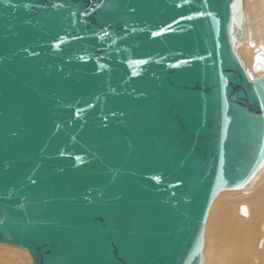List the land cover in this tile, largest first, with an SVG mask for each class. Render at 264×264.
Returning a JSON list of instances; mask_svg holds the SVG:
<instances>
[{"label":"water","instance_id":"water-1","mask_svg":"<svg viewBox=\"0 0 264 264\" xmlns=\"http://www.w3.org/2000/svg\"><path fill=\"white\" fill-rule=\"evenodd\" d=\"M242 0H0V246L30 264H202L264 168Z\"/></svg>","mask_w":264,"mask_h":264},{"label":"bare ground","instance_id":"bare-ground-1","mask_svg":"<svg viewBox=\"0 0 264 264\" xmlns=\"http://www.w3.org/2000/svg\"><path fill=\"white\" fill-rule=\"evenodd\" d=\"M243 14L245 39L236 49L254 80L264 76V0H244ZM208 218L202 264H264V168L245 189L219 194ZM25 254L0 246V264H29Z\"/></svg>","mask_w":264,"mask_h":264},{"label":"rangeland","instance_id":"rangeland-1","mask_svg":"<svg viewBox=\"0 0 264 264\" xmlns=\"http://www.w3.org/2000/svg\"><path fill=\"white\" fill-rule=\"evenodd\" d=\"M243 11H244V0H243ZM248 192V191H247ZM240 193H243V192H240ZM212 208V207H211ZM210 215V214H209ZM209 219V218H208ZM207 224H208V221H207ZM207 227V226H206ZM204 248H205V245H204ZM16 249V248H15ZM19 250V249H18ZM22 251V250H21ZM24 252V251H23ZM203 252H204V249H203ZM26 253V252H25ZM25 255H27V253L25 254ZM2 256V255H1ZM5 256H7V254H5ZM2 257H4V256H2ZM27 258H29L28 256H27ZM28 261H29V259H27ZM19 261H21V262H19V264H26V263H23L24 261H22V260H19ZM204 261V260H203ZM29 264H30V261H29ZM204 264V263H203Z\"/></svg>","mask_w":264,"mask_h":264},{"label":"snow or ice","instance_id":"snow-or-ice-1","mask_svg":"<svg viewBox=\"0 0 264 264\" xmlns=\"http://www.w3.org/2000/svg\"><path fill=\"white\" fill-rule=\"evenodd\" d=\"M262 107H264V106H262Z\"/></svg>","mask_w":264,"mask_h":264}]
</instances>
